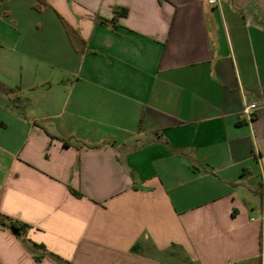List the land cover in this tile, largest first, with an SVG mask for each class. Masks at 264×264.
<instances>
[{
  "label": "crops",
  "instance_id": "1",
  "mask_svg": "<svg viewBox=\"0 0 264 264\" xmlns=\"http://www.w3.org/2000/svg\"><path fill=\"white\" fill-rule=\"evenodd\" d=\"M0 214V264H264V0L2 1Z\"/></svg>",
  "mask_w": 264,
  "mask_h": 264
},
{
  "label": "trees",
  "instance_id": "2",
  "mask_svg": "<svg viewBox=\"0 0 264 264\" xmlns=\"http://www.w3.org/2000/svg\"><path fill=\"white\" fill-rule=\"evenodd\" d=\"M2 1H4V0H0V3ZM40 1H42V0H40ZM36 8H38V7L36 6ZM114 12H115V18H117L119 16H124L127 13L126 9H120V8H115ZM64 25H65V28L68 31V33L71 34L72 31H71L70 27L66 23H64ZM71 191L74 195L80 196L77 192H75L73 190H71ZM0 226L11 230L13 233H15L17 236H20V237L24 236L29 229V226L26 223L19 221V220H16V219H13V218L6 216V215H3V214H0Z\"/></svg>",
  "mask_w": 264,
  "mask_h": 264
},
{
  "label": "built area",
  "instance_id": "3",
  "mask_svg": "<svg viewBox=\"0 0 264 264\" xmlns=\"http://www.w3.org/2000/svg\"><path fill=\"white\" fill-rule=\"evenodd\" d=\"M212 4H219V0H209ZM259 104L255 102H249L246 104L242 110V114L246 116L249 120L252 118L254 112L258 109ZM264 221V218H263Z\"/></svg>",
  "mask_w": 264,
  "mask_h": 264
}]
</instances>
